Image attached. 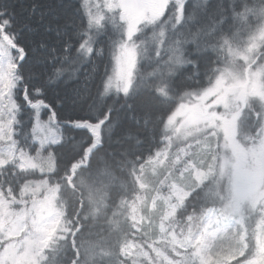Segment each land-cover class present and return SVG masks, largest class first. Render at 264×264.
I'll return each mask as SVG.
<instances>
[{
	"label": "snow or ice",
	"instance_id": "snow-or-ice-1",
	"mask_svg": "<svg viewBox=\"0 0 264 264\" xmlns=\"http://www.w3.org/2000/svg\"><path fill=\"white\" fill-rule=\"evenodd\" d=\"M261 258L264 0H0V264Z\"/></svg>",
	"mask_w": 264,
	"mask_h": 264
},
{
	"label": "rangeland",
	"instance_id": "rangeland-1",
	"mask_svg": "<svg viewBox=\"0 0 264 264\" xmlns=\"http://www.w3.org/2000/svg\"><path fill=\"white\" fill-rule=\"evenodd\" d=\"M93 2H95V0H93ZM219 178H222L224 181V184H225V189H227L229 187V177L228 175L225 173L224 175H220L217 179H216V183H217V187L221 184L218 182ZM215 182V181H214ZM243 195H259L258 192H256L255 190L253 189H248V190H245L243 193ZM259 264H264V258H261V260L259 261Z\"/></svg>",
	"mask_w": 264,
	"mask_h": 264
},
{
	"label": "trees",
	"instance_id": "trees-1",
	"mask_svg": "<svg viewBox=\"0 0 264 264\" xmlns=\"http://www.w3.org/2000/svg\"><path fill=\"white\" fill-rule=\"evenodd\" d=\"M22 2H24V3H28L29 2V0H22ZM71 2H73V3H75L76 2V0H71ZM103 71V68H101V72ZM155 149H153V151H154ZM145 155H147V151H145ZM219 177V176H218ZM217 177V178H218ZM216 178V179H217ZM224 180L222 179V178H219V180H218V182L219 183H221L218 187H217V183H216V180H215V182H213V184H212V187H214V188H216L217 190H219V188L220 187H223L224 189H225V184H224V182H223ZM257 195V194H256ZM71 253H68L67 255H70ZM65 264H66V259H65Z\"/></svg>",
	"mask_w": 264,
	"mask_h": 264
}]
</instances>
